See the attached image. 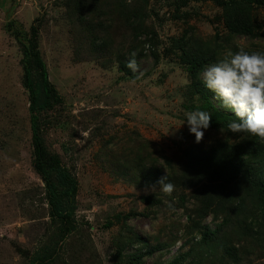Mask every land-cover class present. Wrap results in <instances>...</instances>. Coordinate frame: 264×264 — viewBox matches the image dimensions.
<instances>
[{
    "label": "rangeland",
    "instance_id": "rangeland-1",
    "mask_svg": "<svg viewBox=\"0 0 264 264\" xmlns=\"http://www.w3.org/2000/svg\"><path fill=\"white\" fill-rule=\"evenodd\" d=\"M147 11L160 56L152 55L153 44L148 43L133 77L114 56L101 53V58H92L84 48L77 57L83 24L69 13L66 0H0V264H29L54 229L44 182L32 165L29 91L22 82V49L15 31H30L33 24L50 80L63 99L44 113L42 133L49 150L59 154L79 183L74 203L78 227L65 239L56 264H125V255L137 249H125L124 261L117 256L125 226L152 246L169 243L146 255L142 264H168L191 250L184 264H264V244L251 234L242 244L236 243L239 236L234 240L238 260L224 257L220 247L211 250L197 244L201 233L195 220L193 224L194 200L187 196L180 202L179 195L172 196L182 187L168 179L174 188L167 194L158 180L169 174L165 157L177 163L186 147L212 144L224 134L223 129L209 127L196 142L183 122L185 113L202 103V96L189 87L191 77L179 61L180 50H165L185 32L197 42L212 40L218 33L224 48L219 59L240 48L264 51V37L226 39L216 0H148ZM256 14L264 24V6L257 7ZM124 25L114 17L108 37L130 59L133 37ZM210 100L228 111L212 92ZM143 148L147 149L142 152L141 172L122 163H132ZM149 152L153 154L147 157ZM146 195L161 201L147 203L142 199ZM220 220L210 213L201 224L215 228Z\"/></svg>",
    "mask_w": 264,
    "mask_h": 264
},
{
    "label": "trees",
    "instance_id": "trees-1",
    "mask_svg": "<svg viewBox=\"0 0 264 264\" xmlns=\"http://www.w3.org/2000/svg\"><path fill=\"white\" fill-rule=\"evenodd\" d=\"M216 3L221 8L222 22L228 31L226 39L237 35L264 37V24L256 14V8L264 6V0H216ZM66 5L69 13L83 24V36L76 40L75 52L79 53L77 57L84 48H87L92 58H101V53H104V57L114 56L127 75L137 76V73L127 67L129 59L125 53H121L122 47L108 37L111 33L107 27L116 17L125 24L133 37V44L129 49L131 58L135 53L137 62L140 56L146 55L145 46L152 43L151 53L159 59L157 33L147 23L148 0H66ZM15 31L22 49V82L29 91L32 165L44 182L49 214L54 225L53 234L45 246L30 258L29 264H56L65 239L78 227L74 203L79 183L63 165L59 154L49 150L42 133L40 121L44 113L58 103L61 104L63 99L50 80L39 46L38 27L33 24L30 31L15 27ZM220 38L217 33L212 40L197 42V37L189 38L185 32L180 38H174L171 49L165 50L166 53H177L180 50L179 61L185 64L191 77L189 87L202 96L203 101L197 108L210 112L211 128L224 130L222 137L212 144L201 142L186 147L177 163L168 156L165 160L169 169L168 179L184 190L172 197L179 195V201L184 202L187 196H191L196 205L193 209V224L195 220V228L201 233L197 244L208 245L211 250L215 246L220 247L224 257L231 256L238 260L241 258L238 256L239 248L236 243L242 244L250 234L252 238L259 239L261 245L264 244V139L248 133H231L228 122L237 118L232 112L220 110L210 100L211 91L202 83V68L215 63L224 50ZM195 41L196 45L193 43ZM101 63L107 65L108 62L102 60ZM145 149L147 148L139 150L132 163H122H128L129 167L141 172L139 168L145 160L142 155ZM152 154L149 152L147 157ZM160 179L161 177L158 178ZM142 197L147 203L157 204L161 201L155 195ZM210 213L215 219H221L215 228L201 224L203 217ZM130 216L131 213L124 217L126 219ZM108 223L110 225L111 222ZM233 235L236 237H232ZM229 236L231 237L228 238ZM120 237L117 256L123 261V251L137 245L134 252L125 255V264H142L146 255L169 246L166 242L152 246L128 226H125ZM191 252L192 250L176 256L168 264H184Z\"/></svg>",
    "mask_w": 264,
    "mask_h": 264
},
{
    "label": "clouds",
    "instance_id": "clouds-1",
    "mask_svg": "<svg viewBox=\"0 0 264 264\" xmlns=\"http://www.w3.org/2000/svg\"><path fill=\"white\" fill-rule=\"evenodd\" d=\"M127 67L137 71L135 53L127 61ZM200 75L204 87L214 94L220 107L237 118L228 122V130L264 139V51L245 48L230 51L215 63L203 67ZM211 120L212 115L208 111L197 108L185 113L183 123H187L189 132L195 134L199 143ZM166 181L168 175L161 177L159 189L171 194L174 186Z\"/></svg>",
    "mask_w": 264,
    "mask_h": 264
}]
</instances>
